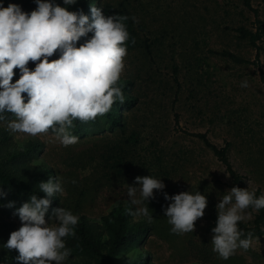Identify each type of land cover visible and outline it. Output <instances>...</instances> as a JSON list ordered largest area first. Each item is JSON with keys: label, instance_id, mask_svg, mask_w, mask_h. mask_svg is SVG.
I'll return each instance as SVG.
<instances>
[{"label": "rangeland", "instance_id": "1", "mask_svg": "<svg viewBox=\"0 0 264 264\" xmlns=\"http://www.w3.org/2000/svg\"><path fill=\"white\" fill-rule=\"evenodd\" d=\"M92 4L125 11L149 46L127 50L118 81V86L131 82L127 93L138 98V104L126 112V133L119 131L110 138L87 135L65 147L51 129L36 137L9 130L15 146L22 151L28 143L35 144L38 153L33 164L58 174L64 192L55 208L64 207L100 224L117 205L130 203L127 190L137 176L162 178L169 195L200 191L208 200L205 215L195 222L194 231L185 234L171 231L163 209L171 201L163 193L157 192L155 199L142 205L149 208L151 223L136 215L131 205L129 227L151 230L119 251L116 263L214 264L209 250H213L216 224L208 216H218L219 198L235 182L198 134H206L219 148L229 146L228 157L242 187L249 186L257 197L264 195V37L257 59L256 47L237 31L240 26L256 30L257 20L264 23V0H252L257 14L241 0H80L74 9L68 7L91 16ZM36 7L32 4L27 12ZM223 51L250 63L236 62L223 56ZM244 81L247 87H241ZM13 119L9 117L6 126ZM130 134L138 137L139 145L130 146L132 163L117 173L98 153L112 144L122 145ZM81 190L88 195L77 213L74 206ZM260 214L249 208L242 222L255 227ZM11 219L18 228L22 226L15 212ZM46 219L51 222V213ZM259 228L261 232H250L251 247L233 254L242 264H264V221Z\"/></svg>", "mask_w": 264, "mask_h": 264}, {"label": "clouds", "instance_id": "2", "mask_svg": "<svg viewBox=\"0 0 264 264\" xmlns=\"http://www.w3.org/2000/svg\"><path fill=\"white\" fill-rule=\"evenodd\" d=\"M37 7L24 11L19 4L4 6L0 0V121L4 113L15 119L7 124L13 133L36 137L50 129L67 147L76 144L78 137L70 129L74 121H94L110 112L114 103H125L118 81L125 69L126 42L130 38L126 16L105 15L101 7L91 5V18L81 10L70 11L68 6L77 0H35ZM92 33L90 38L88 34ZM81 38H87L83 43ZM58 53L59 58L50 60ZM35 64L34 69L29 62ZM14 69L20 78L13 82ZM248 82L241 83L247 87ZM26 94V95H25ZM75 183V181H73ZM138 186V187H137ZM39 192L16 209L21 227L10 234L4 244L7 250H18L16 259L22 264H65L71 254L65 237L75 236L79 216L64 207L51 209V222L46 214L57 195L64 188L59 178L50 177L38 184ZM162 178L153 175L137 176L130 185L127 196L135 206L136 215L152 222L145 201L163 193L171 201L164 209L171 231L185 234L195 229V222L205 215L207 196L200 191H183L169 195L164 191ZM7 193L0 186V198ZM217 204L218 220L212 229L213 251L221 259H229L238 248L248 250L252 233L242 238L244 232L239 222L246 219L245 210L264 209V195L239 186L227 190ZM10 202L8 207H14Z\"/></svg>", "mask_w": 264, "mask_h": 264}, {"label": "trees", "instance_id": "3", "mask_svg": "<svg viewBox=\"0 0 264 264\" xmlns=\"http://www.w3.org/2000/svg\"><path fill=\"white\" fill-rule=\"evenodd\" d=\"M22 1L24 4H22ZM35 3V0H32ZM30 0H4V6L7 7L10 3L19 4L24 11H28V8L34 4ZM80 0H77V3ZM243 4L258 13L257 9L253 8L252 0H241ZM62 6L63 0H56ZM76 4L71 9L76 7ZM59 4V5H60ZM105 15H119L126 16L125 21L127 29L130 33V38L126 42L127 50L149 48L145 41H142L139 34V29L136 28L135 23L131 16L125 11L115 8L103 9ZM91 15V14H90ZM91 18V16H90ZM258 26L256 30L249 29L245 26L237 28L239 37L242 39H248L249 43L256 47L257 59L260 56L261 41L264 37V23L261 20H257ZM92 33L88 34L87 38H90ZM87 38H81L80 42H84ZM79 43V42H78ZM79 46V45H78ZM223 56H227L236 62L250 63V60L241 58L230 51L221 52ZM58 58V53L50 57V60ZM29 67L34 69L35 64L29 62ZM15 75L13 82L20 78L19 69H14ZM132 85L131 82H127L124 85H120L122 88L125 103L120 104L118 101L114 103L109 113L98 116L94 121L81 122L78 119L74 121V126L71 133L78 137V140L83 139L87 135H94L95 138H110V135H115L117 132L122 134L126 133V112L131 111L133 107L138 104V98L135 95H129L127 89ZM26 95V94H25ZM5 119L0 121V186H3L4 191L7 193L6 198H0V264H22L16 257L19 255L18 250H7L4 248L7 240L10 238V234L18 230L16 223L11 219L12 212L21 207L23 203L27 202L31 195L37 194L43 198L46 194L39 192L38 184L42 181H47L50 177L58 178V174L53 173L52 169H45L43 166L33 164V159L38 153V149L35 144L28 143L27 149L19 150L15 146L14 139L7 129L6 121L9 117H14L11 113L3 114ZM203 138L205 143L212 148L215 155L226 166L228 171L233 176L235 186L241 188V177L233 169L232 163L228 157V147L219 148L217 145L210 142L206 134H198ZM138 146L139 139L134 134H130L126 140L120 144H112L109 147L99 150V158L103 160L106 166L110 169L121 172L123 167L131 164L132 156L129 150L130 146ZM229 145V144H228ZM55 172V171H54ZM88 192L86 190L80 191V196L74 206V212H80L81 206L86 198ZM15 202L14 207H8L10 202ZM61 197L58 194L53 199L49 213L51 209L59 206ZM167 205H163L165 209ZM114 212H111L108 216L103 217V224L95 221H91L85 215L79 216L78 225L75 226V236L65 237L66 247L71 249V254L65 261V264H117L116 255L125 246H129L132 242L138 241L139 238H143L150 227H146V230H142L141 226L134 228L129 227V210L131 204L123 207L119 204L115 207ZM261 214L258 215L255 223V227H249L246 223L239 222L240 229L243 230L244 236L247 238V234L253 230L260 231L262 221H264V209H260ZM208 218L214 221V225L218 220V216L214 213L210 214ZM139 242V241H138ZM209 257L214 258V264H242L236 256L232 255L229 259H220L217 253L212 249L209 250Z\"/></svg>", "mask_w": 264, "mask_h": 264}]
</instances>
